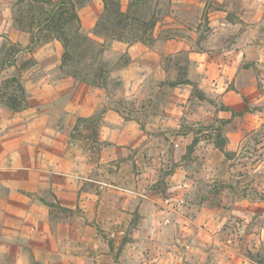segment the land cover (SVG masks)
I'll return each mask as SVG.
<instances>
[{
    "label": "clouds",
    "instance_id": "9594fccd",
    "mask_svg": "<svg viewBox=\"0 0 264 264\" xmlns=\"http://www.w3.org/2000/svg\"><path fill=\"white\" fill-rule=\"evenodd\" d=\"M0 264H264V0H0Z\"/></svg>",
    "mask_w": 264,
    "mask_h": 264
}]
</instances>
